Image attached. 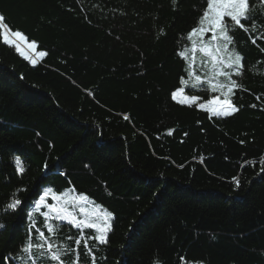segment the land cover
Listing matches in <instances>:
<instances>
[{"label": "trees", "instance_id": "trees-1", "mask_svg": "<svg viewBox=\"0 0 264 264\" xmlns=\"http://www.w3.org/2000/svg\"><path fill=\"white\" fill-rule=\"evenodd\" d=\"M250 3L256 30L232 29L246 58L242 110L210 120L170 100L185 75L175 53L206 0L175 10L173 0H0L10 27L46 53L32 64L0 35V257H13L4 264H20L26 213L43 225L38 196L72 188L115 216L107 245L89 239L86 254L82 240L79 264L93 254L98 264H264V0ZM14 193L23 205L6 212ZM91 234L65 226L53 239L74 247Z\"/></svg>", "mask_w": 264, "mask_h": 264}, {"label": "snow or ice", "instance_id": "snow-or-ice-1", "mask_svg": "<svg viewBox=\"0 0 264 264\" xmlns=\"http://www.w3.org/2000/svg\"><path fill=\"white\" fill-rule=\"evenodd\" d=\"M261 2V0H257ZM177 0H173L174 10ZM252 4L250 0H206V8L198 18L194 26L184 37L186 44L178 50L175 55L185 62L184 73L180 76L181 87L170 92V100L175 104L187 106L208 114L212 118L226 120L239 113L242 108L238 106L234 97L236 90L241 89L238 78H242L246 67V58L235 48L232 29L239 27L248 31L246 25L251 22L255 31L256 20L251 15ZM0 35L3 43L13 45L17 52L22 53V44H26L29 49H36L35 40L28 41V38L20 30H13L7 23V18L0 13ZM160 35H166L163 29ZM257 38H264L261 33ZM255 43V39H253ZM197 53H200V61L197 63ZM46 55L41 51L36 59L31 61L36 64L39 58ZM28 59V57H25ZM187 77V78H186ZM205 91L210 93L207 99L199 95H190L188 91ZM255 108V105H252ZM129 119V117H125ZM175 129H169L167 134L172 135ZM187 136V133H184ZM244 144L245 141H240ZM101 150L102 142H98ZM18 174H22L24 168L20 160H15ZM253 165L256 163L252 162ZM261 173H264V159L259 161ZM47 167V166H45ZM235 188L241 187L238 177H233ZM26 189H20L25 191ZM49 199L52 201L49 203ZM89 197L86 194L76 193L75 189L65 192H53L51 189L43 191L33 202L32 207L36 213L42 217L44 223L40 225L32 211L26 213L29 217L28 233L25 244L22 246L16 259L20 264H44L48 260L49 264H68L65 257L74 255L71 264H79V248L83 240L85 253H91L89 239L100 246L109 243V234L113 231L114 213L106 208L96 205L89 209L87 204ZM23 205V201L16 197L15 193L9 202L4 206V210L15 212ZM41 209L45 211L41 212ZM65 226H71L79 230L82 234L85 229L91 230V235L85 239L83 235L75 239L74 247L63 242L55 243L53 237ZM5 225L0 223V228ZM47 233V235H46ZM35 234V235H34ZM72 241V237L66 238ZM9 257H0V264L5 260L11 261ZM92 264H98L96 256H91ZM158 264V262H157Z\"/></svg>", "mask_w": 264, "mask_h": 264}, {"label": "rangeland", "instance_id": "rangeland-1", "mask_svg": "<svg viewBox=\"0 0 264 264\" xmlns=\"http://www.w3.org/2000/svg\"><path fill=\"white\" fill-rule=\"evenodd\" d=\"M41 52L39 51L37 48L36 49H29L27 48L26 44H22V53L19 52L23 57H28L27 60H29L30 62L33 60V59H36L37 56H38V53ZM41 58L38 59V61L40 60ZM88 205H90L91 207H93V204H91L90 202H88ZM89 209H91V207L87 206Z\"/></svg>", "mask_w": 264, "mask_h": 264}]
</instances>
